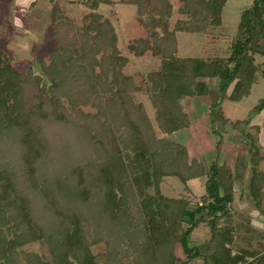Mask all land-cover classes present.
<instances>
[{
    "label": "trees",
    "instance_id": "obj_1",
    "mask_svg": "<svg viewBox=\"0 0 264 264\" xmlns=\"http://www.w3.org/2000/svg\"><path fill=\"white\" fill-rule=\"evenodd\" d=\"M78 3L83 25L76 28L62 4L53 2L54 45L39 72L0 45V264H264V243L233 247L240 228L264 238L250 222L253 210L243 212L246 223L235 221L242 195L264 217L258 140L246 132L234 165L216 159L207 166L172 139L191 126L182 101L205 95L210 79L219 80V99L209 111L212 126L244 132L264 111V97L243 120L231 118L223 105L242 103L264 80V0L241 13L232 37L224 26L228 0ZM102 6L135 9L125 46ZM8 21L6 7L0 8V22ZM179 32L204 37L199 56L179 55ZM133 58H150L155 66L147 74L132 73ZM93 73L100 83L94 95ZM138 93L150 96L155 124L135 101ZM87 106L97 111L86 113ZM221 144L222 136L217 152ZM170 177L186 185L204 178L205 194L198 202L191 194L165 196L161 186ZM246 184L237 197L236 187ZM203 225L210 239L192 245ZM38 243L50 258L26 250ZM101 243L107 252L96 254ZM177 245L185 260L177 257Z\"/></svg>",
    "mask_w": 264,
    "mask_h": 264
},
{
    "label": "rangeland",
    "instance_id": "obj_2",
    "mask_svg": "<svg viewBox=\"0 0 264 264\" xmlns=\"http://www.w3.org/2000/svg\"><path fill=\"white\" fill-rule=\"evenodd\" d=\"M54 1L56 0H33L28 8L23 11H21L20 6L15 4V0H13L8 5L0 3V8L3 9L6 7L7 14L9 15L8 22H0V45L9 48L16 61H28L34 67L36 72L40 71L38 66L41 59H44L48 63L50 61L51 49L54 45V40L52 38V7ZM58 1L62 4L66 15L70 18L75 27H81L83 25V21L80 14L84 6L78 3V0ZM254 1L255 0H228L223 16L224 26L227 28L228 34L231 37L237 34L238 25L241 20V13L244 10L251 8ZM29 12L32 13L31 18L33 17L35 20V23L32 25L29 23ZM100 12L106 17H109L114 22L120 37V43L122 46H125V26L135 16V9L118 6L113 8L111 6H102L100 8ZM16 18H19L22 21V28H18L14 25L13 21ZM74 35L75 34L72 33V37ZM177 39L179 45V55L181 57L199 56L201 49H203L206 44L202 35H188L179 32L177 33ZM85 46L89 49L91 44L87 42L85 43ZM92 50L93 55L97 56L99 54V49L94 48ZM132 61V73L140 71L143 74H147L151 68L155 66L154 61L150 58H133ZM92 76L96 82V86L92 93V95H94L100 90V83L97 82L94 73ZM208 84L209 91L205 95H196L195 97L190 98L186 97L182 101L183 108L189 114L191 126L190 128L180 131L172 136L173 140L185 145L188 148L193 158L201 159L207 165H209L215 159V151L218 142L220 141L221 136H224L227 133H232L238 137V140L241 144V148L239 149H244L246 146L248 140L245 136L246 132L247 134L250 133L255 139L259 141L257 135L258 133L256 130H252L250 127H246L245 131L243 132L242 129L235 128L232 125L222 127L220 125L212 126L209 124V106L219 98V95L216 86V79L208 80ZM263 97L264 80L260 78V83L255 86L252 95L248 99L242 103L225 100L223 105L227 108L228 114L231 118L235 120H243L249 116L251 110L257 104L258 100ZM135 101L144 105L150 120L155 124V109L150 96L148 94L138 93L135 95ZM65 105L70 109V105L67 101L65 102ZM82 110L86 113H95L97 111V109L93 106H87ZM226 130H228L227 133ZM237 146L239 145L237 144ZM219 149H223V142ZM217 156H219V154ZM54 161L52 160L51 162L50 167L52 168L53 166H57L56 162ZM187 185L179 178H166L161 186L162 194L168 197H179L183 194H191L193 201L198 202L201 196L205 194V179L198 178L188 182ZM247 190V184L243 185L242 187H236L237 197L241 196V191L244 193ZM242 196L244 203H242L241 206L242 212H238L235 215L236 223H246L247 221L244 219L245 215L243 212L246 210H253L252 215L249 217L250 222L257 229H259V232L264 235V217L255 210L254 204L249 197H245L244 195ZM136 210L137 209H135V211ZM248 224L250 225V223ZM240 229L233 246L234 249L238 248V246L243 248L251 246L252 248L258 249L260 248L259 245L264 243V238L261 237V235L246 236L248 232H242ZM246 237L250 238L246 239ZM209 239V229L203 225L194 232L191 239V244L201 246ZM107 249L106 243H101L99 246L94 247V252L96 254H104L107 252ZM26 250L50 258L47 248L42 244L38 243L29 245ZM175 253L177 257L185 260V255L181 245H177L175 247ZM202 263V259H194L188 262V264Z\"/></svg>",
    "mask_w": 264,
    "mask_h": 264
},
{
    "label": "crops",
    "instance_id": "obj_3",
    "mask_svg": "<svg viewBox=\"0 0 264 264\" xmlns=\"http://www.w3.org/2000/svg\"><path fill=\"white\" fill-rule=\"evenodd\" d=\"M218 85H219V80L216 79V86H217V91H218V95H219ZM254 88H253V91H254ZM218 99L215 102H217ZM215 102H213V103H215ZM210 106H209V111H210ZM208 122L211 125L210 117H209ZM249 127L252 128V130H256V132L258 133L257 134L258 138H259L258 142H259L260 147H261V153L264 154V111L261 112L260 114L256 115L252 119V122H251ZM227 132H228V130H226V133ZM222 142H223V149H218V152L215 151L216 152V154H215L216 156H215L214 160L218 159L217 161L219 163L230 162L232 165H234L236 160H237V157H238V155H239V153L241 151V149H239V148H241V144H240V141L238 140V137L236 135H233L232 133H227L224 136H222ZM237 144L239 146H237ZM218 154H219V156H217ZM209 165H207V166H209Z\"/></svg>",
    "mask_w": 264,
    "mask_h": 264
},
{
    "label": "clouds",
    "instance_id": "obj_4",
    "mask_svg": "<svg viewBox=\"0 0 264 264\" xmlns=\"http://www.w3.org/2000/svg\"><path fill=\"white\" fill-rule=\"evenodd\" d=\"M33 2V0H15V4L17 6L21 7V11L25 10L26 8H28V6ZM14 25L18 28H22L23 24L22 21L19 18H16L13 21Z\"/></svg>",
    "mask_w": 264,
    "mask_h": 264
}]
</instances>
